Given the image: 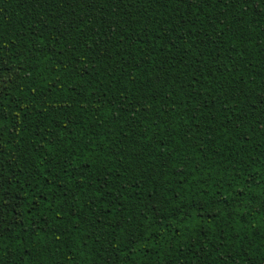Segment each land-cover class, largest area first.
I'll use <instances>...</instances> for the list:
<instances>
[{
	"label": "trees",
	"instance_id": "1",
	"mask_svg": "<svg viewBox=\"0 0 264 264\" xmlns=\"http://www.w3.org/2000/svg\"><path fill=\"white\" fill-rule=\"evenodd\" d=\"M0 264H264V0H0Z\"/></svg>",
	"mask_w": 264,
	"mask_h": 264
}]
</instances>
